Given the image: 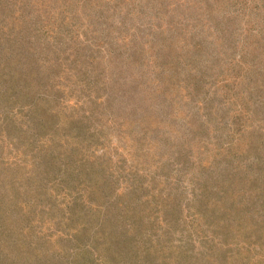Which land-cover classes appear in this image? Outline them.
I'll return each instance as SVG.
<instances>
[{
    "label": "rangeland",
    "instance_id": "1",
    "mask_svg": "<svg viewBox=\"0 0 264 264\" xmlns=\"http://www.w3.org/2000/svg\"><path fill=\"white\" fill-rule=\"evenodd\" d=\"M0 264H264V0H0Z\"/></svg>",
    "mask_w": 264,
    "mask_h": 264
},
{
    "label": "trees",
    "instance_id": "2",
    "mask_svg": "<svg viewBox=\"0 0 264 264\" xmlns=\"http://www.w3.org/2000/svg\"><path fill=\"white\" fill-rule=\"evenodd\" d=\"M35 79H37V78H36V76L34 75V80H35ZM49 113H50L51 117H53L54 115H56V114H54V113H52V112H49Z\"/></svg>",
    "mask_w": 264,
    "mask_h": 264
}]
</instances>
